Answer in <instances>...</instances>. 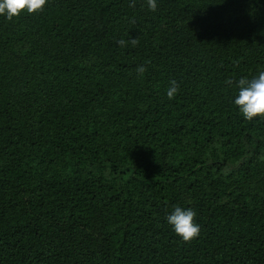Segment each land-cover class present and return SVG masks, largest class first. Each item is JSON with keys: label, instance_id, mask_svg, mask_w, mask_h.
<instances>
[{"label": "trees", "instance_id": "1", "mask_svg": "<svg viewBox=\"0 0 264 264\" xmlns=\"http://www.w3.org/2000/svg\"><path fill=\"white\" fill-rule=\"evenodd\" d=\"M130 4L0 15V264H264V0Z\"/></svg>", "mask_w": 264, "mask_h": 264}, {"label": "clouds", "instance_id": "2", "mask_svg": "<svg viewBox=\"0 0 264 264\" xmlns=\"http://www.w3.org/2000/svg\"><path fill=\"white\" fill-rule=\"evenodd\" d=\"M47 4L48 0H0V15L6 16L11 21L23 12L29 14L42 12ZM147 4L151 11L157 10V0H147ZM130 6L135 7V0H131ZM118 43L121 47H127L129 43L135 47L139 43V39L132 38L130 41L121 39ZM146 70L143 65L137 67V72L140 75H143ZM225 83L231 85L233 81L229 79ZM237 87L238 95L234 103L238 106L242 115L247 120H252L258 116L264 118V71H260L251 80L247 78L239 79ZM179 90V83L175 79L171 80L167 88V97L170 100L175 99ZM196 217L197 213L192 208L184 209L176 206L174 211L167 216V222L173 226L175 233L185 242H190L196 239L201 231V226Z\"/></svg>", "mask_w": 264, "mask_h": 264}]
</instances>
